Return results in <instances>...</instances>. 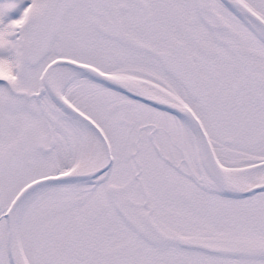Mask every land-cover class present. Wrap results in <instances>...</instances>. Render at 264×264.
<instances>
[{
    "label": "snow or ice",
    "instance_id": "1",
    "mask_svg": "<svg viewBox=\"0 0 264 264\" xmlns=\"http://www.w3.org/2000/svg\"><path fill=\"white\" fill-rule=\"evenodd\" d=\"M0 264H264V0H0Z\"/></svg>",
    "mask_w": 264,
    "mask_h": 264
}]
</instances>
